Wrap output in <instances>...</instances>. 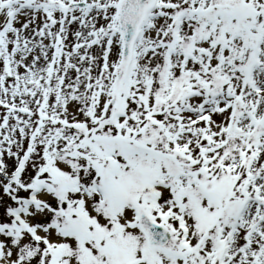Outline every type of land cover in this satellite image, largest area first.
<instances>
[{
    "label": "snow or ice",
    "instance_id": "snow-or-ice-1",
    "mask_svg": "<svg viewBox=\"0 0 264 264\" xmlns=\"http://www.w3.org/2000/svg\"><path fill=\"white\" fill-rule=\"evenodd\" d=\"M0 264H264V0H0Z\"/></svg>",
    "mask_w": 264,
    "mask_h": 264
}]
</instances>
